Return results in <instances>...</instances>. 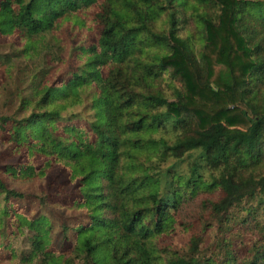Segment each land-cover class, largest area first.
<instances>
[{
  "label": "trees",
  "instance_id": "obj_1",
  "mask_svg": "<svg viewBox=\"0 0 264 264\" xmlns=\"http://www.w3.org/2000/svg\"><path fill=\"white\" fill-rule=\"evenodd\" d=\"M97 5L84 66L60 84L43 77L25 119L0 115L2 138L28 160L46 159L40 167L7 165L5 173L30 181L63 167L78 185L73 205L88 218L72 257L63 258L47 249L45 217L17 214L18 229L31 233L21 261L264 264V0H0V35L33 37L59 21L81 27ZM190 20L202 34L197 57L180 34ZM163 75L170 95L158 81ZM90 86L91 118H65L61 109ZM187 157L180 183L167 164ZM201 190L219 198L180 220L179 201ZM0 195L23 198L1 179ZM178 228L190 233L182 249L160 242ZM245 232L252 239L241 248L236 238Z\"/></svg>",
  "mask_w": 264,
  "mask_h": 264
},
{
  "label": "rangeland",
  "instance_id": "obj_2",
  "mask_svg": "<svg viewBox=\"0 0 264 264\" xmlns=\"http://www.w3.org/2000/svg\"><path fill=\"white\" fill-rule=\"evenodd\" d=\"M208 8L211 12L215 11L213 6ZM97 10L98 5L86 11L84 18L81 17L84 20L81 27L72 22L59 21L51 32L45 31L33 37H27L19 31L7 36L0 35V115H14L17 119H25L33 111V100L41 90L43 77L46 79L44 84H60L62 80L70 78L71 72L84 66L86 55L83 49L97 36L98 26L93 22ZM187 11L192 14V8L188 7ZM159 26L166 29L163 21L159 22ZM180 34L190 38L197 57L203 41L202 34L194 27V21L190 20L189 26L181 29ZM6 56L13 58L8 66L7 63H2ZM158 81L166 94L170 95L173 84L169 78L163 75ZM95 96L92 86L80 89L74 105L61 109L62 115L65 118L78 115L88 120L93 115L90 105ZM45 161V158L39 156L28 160L24 148L15 147L0 135V179L9 189L23 194L21 199L8 201L0 195V264H23L21 259L29 251L31 233L25 227L18 229L17 214L31 220L45 217L47 223L42 225V229L48 231L45 239L47 249L63 258L72 257L76 230L88 223L85 210H78L73 205V201L79 196L78 185L69 180V173L63 167L53 165L43 178L30 181L14 179L4 171L7 165L18 166L30 162L40 167ZM191 161L187 157L180 163L167 164L172 165L173 172L181 177L180 183L186 181L184 175ZM218 198L219 194L197 191L187 202L183 199L179 201L177 216L180 220H191L198 207L201 208L203 200ZM40 199L45 202L41 204ZM189 237V232L178 228L175 235L161 237L160 242L164 245L166 241V245L182 249L188 243ZM251 237L250 233L245 232L236 241L243 248ZM210 242H214L213 238L207 239V243Z\"/></svg>",
  "mask_w": 264,
  "mask_h": 264
}]
</instances>
